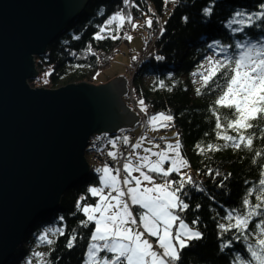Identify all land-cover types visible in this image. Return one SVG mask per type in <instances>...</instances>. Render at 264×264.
Returning <instances> with one entry per match:
<instances>
[{"label": "trees", "instance_id": "16d2710c", "mask_svg": "<svg viewBox=\"0 0 264 264\" xmlns=\"http://www.w3.org/2000/svg\"><path fill=\"white\" fill-rule=\"evenodd\" d=\"M261 3L264 0H129L128 4L124 0H89L78 16L49 44L46 52L35 59L39 74L51 69L48 81L42 87L54 89L70 83L92 82L95 74L112 62L116 50L127 40L125 34L133 31V27L126 23L120 39L96 40L94 37L100 26L120 10L130 13L135 22L146 21L149 16L153 18L151 28L145 24L144 49L141 57L133 63L131 92L126 97L130 103L132 97L138 109L141 108L139 101L144 100L148 109L147 113L143 111L146 118L159 112L174 116L172 128L179 134L182 155L190 165L188 175L197 182L184 189L181 198L189 208L180 215L190 225L193 220H198L194 227L203 233V239L193 241L183 249L178 264H231L237 253L250 259L246 246L254 237L236 239L239 234L234 229L221 236L222 230L218 225L229 223L226 216L230 210H242L248 189L257 185L261 178L264 155L256 157L255 152L264 150V123L253 130L256 138L252 150L223 146L226 142L217 137L215 118L209 111L218 90L215 85H210L197 95L196 90L201 88L202 82L195 83L193 77L206 57L216 54V50L209 47L214 42L231 46L229 54H232L238 51L235 48L238 41L256 42L264 37V22L246 27L241 33H234L227 27L235 11L253 13L259 11ZM209 5H213L210 17L202 11ZM157 56L164 59L158 60ZM161 80L164 87L158 83ZM219 82L223 83L222 80ZM29 83L37 87L38 77ZM221 114L230 117L227 109H222ZM229 134L234 135L231 130ZM209 144L222 147L219 151L204 153L196 147L201 145L207 149ZM96 169L93 165L84 179L63 193L58 208L33 225L7 264H21L30 257V249L35 244L43 245L44 259L49 264L84 263L95 225L82 226L81 221L86 217L77 210L76 204L81 196L88 197L87 204H94L98 199L87 193L89 186L100 181V173ZM208 169L213 170L212 175L208 174ZM217 171L219 176L215 175ZM169 179L178 180L179 174L173 173ZM221 181L223 186H220ZM201 188L203 191L199 190ZM251 199L256 202L255 195ZM60 217L64 218L63 221ZM260 219L253 218L249 225L250 233L255 231ZM58 227L64 228V235L53 236L50 232L53 244L48 245L38 239L45 229ZM73 234L77 239L74 246L68 248L67 243ZM229 239L233 241L232 247L220 251L221 244Z\"/></svg>", "mask_w": 264, "mask_h": 264}, {"label": "snow or ice", "instance_id": "6c2138e0", "mask_svg": "<svg viewBox=\"0 0 264 264\" xmlns=\"http://www.w3.org/2000/svg\"><path fill=\"white\" fill-rule=\"evenodd\" d=\"M124 3L128 4L129 0H124ZM258 8L259 11L253 13L235 11L227 27L234 33H241L246 27L264 22V3L259 4ZM202 11L210 17L213 14V5L204 7ZM184 19L187 21V17ZM126 23L133 28L143 26L135 22L130 13L120 10L100 26L94 38L120 39L118 33ZM146 25L152 27V17H147ZM233 25L237 27L233 28ZM125 37L132 39L131 35L125 34ZM209 47L216 50V55L220 58L206 57L207 67L201 65L203 71L199 75L202 83L201 88L196 90L197 95L201 94L202 88L215 85L218 95L209 111L215 118L217 137L226 142L223 146L252 150L256 138L253 130L264 123V37L256 42L238 41L235 44L238 51L232 54H229L231 46L222 45L219 41ZM156 59L163 60L164 57L157 56ZM221 80L223 83L219 82ZM158 83L160 87L165 86L162 80ZM139 104L142 111L147 113L144 100L141 99ZM222 109L229 110L230 117H224L221 114ZM173 121L174 116L170 113L159 112L148 116L146 123L156 131L173 126ZM229 130L234 135L229 134ZM176 135L175 142H167L165 148L142 136L132 144V151L127 154L122 164L119 163L117 151H109L108 155L116 161V166L105 164L95 170L100 173V184L89 186L87 193L98 197L97 202L94 205L87 204L88 197L81 196L76 204L77 210L86 217L81 221L82 226L88 227L91 223L95 225L89 238L84 264H178L182 250L191 242L203 239V233L193 227L198 220H193V226H190L180 215L189 208V204L181 198L184 189L188 185H196L197 182L183 171L190 165L181 153L179 134ZM160 139L166 140L164 137ZM146 140L152 147H144L143 142ZM110 143L115 149L116 140H111ZM123 143L127 145L130 141L124 137ZM196 147L204 153L219 151L222 146L209 144L207 149L201 145ZM141 148L143 155L136 152ZM153 148L158 150L153 151ZM262 155L264 150L255 152L256 157ZM253 162H256L255 159ZM165 164L169 166L165 167ZM173 173L179 174L178 180L169 179ZM208 174L212 175L213 170L208 169ZM215 175L219 176L220 173L217 171ZM220 186H223V181ZM199 190L203 191L202 188ZM253 195L255 203L251 199ZM242 206V210L233 209L227 213L226 219L229 223L218 225L222 230L220 235L234 229L239 234L236 239L249 240V236L254 237L246 246L250 259L237 253L231 264H264V165L258 184L248 189ZM134 208L139 211H134ZM254 217L261 219L255 225V231L250 233L249 225ZM59 219L63 221L64 218ZM50 232L53 236L64 235V228H47L38 239L42 243L53 244L54 240L49 238ZM76 239L73 234L67 247L72 248ZM232 244L231 239L222 243L220 251L230 249ZM33 255L39 258L37 264H49L44 259L45 253L35 252ZM28 264H31V260Z\"/></svg>", "mask_w": 264, "mask_h": 264}, {"label": "water", "instance_id": "95a60500", "mask_svg": "<svg viewBox=\"0 0 264 264\" xmlns=\"http://www.w3.org/2000/svg\"><path fill=\"white\" fill-rule=\"evenodd\" d=\"M88 1L0 0V264L88 175L90 137L116 136L140 119L125 101L123 74L103 85L29 83L39 75L36 56Z\"/></svg>", "mask_w": 264, "mask_h": 264}, {"label": "rangeland", "instance_id": "374dc122", "mask_svg": "<svg viewBox=\"0 0 264 264\" xmlns=\"http://www.w3.org/2000/svg\"><path fill=\"white\" fill-rule=\"evenodd\" d=\"M137 23H139L140 25H143V26L133 28V31L129 34L132 36V39L131 40L127 39L126 41H124L119 46V48L116 50V53L113 57L112 62L106 68L99 70L95 74L92 82H89V83L94 84V85H103L105 83L112 81L117 76L123 74V77H125L129 81V89H130V86H131L130 84H131V80H132L131 79V76H132L131 75V69H132L134 61L138 60L142 55V52L144 49V36L147 35V30L145 27L146 21H138ZM118 34L121 35V31ZM209 56H216V58H220L219 56H217L214 53L209 54L208 57ZM201 65H204L205 67H207L206 59L202 62ZM50 71H51V69H45L42 72H40V74L38 76L39 85L37 87L45 86V84L48 81ZM202 71H203V69L201 68L198 72L195 73V75L193 77L194 82L197 84L202 82L201 77L199 75V73ZM125 101H127L126 103L128 104V106L131 109L135 110L138 113V108L136 106H134L133 104H131L130 102H128V98L126 96H125ZM145 118H146V116H145ZM147 119H148V117L146 118V120ZM146 122L147 121H145V123L141 124L138 128L135 129L134 132L136 133V135H140V137L146 136L147 139L151 140L152 143H154V144H157L156 141L154 140V138L157 135L166 138V142L174 143L175 140L177 139V135H176L177 131L175 129H173L172 126L169 128H160L159 130L153 131L149 126H147ZM143 143H144V147H152V144H149L147 142V140L144 141ZM156 150L157 149L153 148V151H156ZM141 154H144L143 150L141 151ZM86 157H87L89 163L92 164V162H91L92 160L89 157L88 152L86 153ZM153 158H155V157H153ZM189 171H190V167L187 168V170L185 172H187V174H189ZM91 186H95V184H93ZM97 200H96V202H97ZM134 211H139V209L134 208ZM190 226H192V225H190ZM44 250L45 249L43 248V245H40V246L38 244L33 245V247L30 249V252H31L30 257L25 259L21 264H28L29 260H31V264H37L39 258L35 257L33 254L35 252H43L44 253ZM102 255H104V254H102Z\"/></svg>", "mask_w": 264, "mask_h": 264}, {"label": "built area", "instance_id": "2783aa9c", "mask_svg": "<svg viewBox=\"0 0 264 264\" xmlns=\"http://www.w3.org/2000/svg\"><path fill=\"white\" fill-rule=\"evenodd\" d=\"M129 92H131V90L129 89ZM131 103L133 105L134 102L132 100L131 97ZM138 113L140 115V120L141 123H145L146 118H145V114L143 111H141L140 109H138ZM103 135H94L91 136L89 139V146H88V155L91 158V162H92V166L94 165L96 168H100L102 166H104L105 164H108L110 166H116V161H113L112 158L108 155L109 151H117L118 153V160L119 163L122 164L124 162L125 157L127 156V154L130 151V147L126 146L123 143V132H119L116 136H115V140H116V148L114 149L112 144L110 143V141ZM161 144V148H165L166 144L163 141H159ZM120 153H123L124 155L121 156L119 155Z\"/></svg>", "mask_w": 264, "mask_h": 264}, {"label": "crops", "instance_id": "0c3cea01", "mask_svg": "<svg viewBox=\"0 0 264 264\" xmlns=\"http://www.w3.org/2000/svg\"><path fill=\"white\" fill-rule=\"evenodd\" d=\"M133 110V109H132ZM135 113H137L135 110H133ZM138 114V113H137ZM140 116V115H139ZM147 121V120H146ZM141 124H143V123H141V120L139 119V121H138V123L135 125V126H133V127H131V128H125V129H122V131L121 132H123L124 133V135H123V138L124 137H127L128 139H129V141H130V143L129 144H127L126 146H129L130 147V151H132V144H134V143H136L139 139H140V135H136V133L134 132L135 131V129L136 128H138ZM161 138V136H159V135H157L155 138H154V140L156 141V143L157 144H159L160 145V147H161V144H160V142L159 141H163L165 144L167 143L166 142V140H161L160 139ZM154 144V143H153ZM143 149L141 148V149H137L136 150V152H138L139 154H141V151H142ZM158 150V149H157ZM156 150V151H157ZM129 151V152H130ZM141 155H143V154H141ZM153 159H155V158H153ZM169 165L168 164H165V167H168ZM186 171L187 169H183V171ZM157 182H159V181H157ZM99 184H100V181L97 183V184H95V186H99ZM98 198V197H97Z\"/></svg>", "mask_w": 264, "mask_h": 264}, {"label": "bare ground", "instance_id": "6f19581e", "mask_svg": "<svg viewBox=\"0 0 264 264\" xmlns=\"http://www.w3.org/2000/svg\"><path fill=\"white\" fill-rule=\"evenodd\" d=\"M127 102V101H126ZM99 135H103V134H99ZM109 141H111V139L112 140H115V136H110V135H108V134H105L104 135Z\"/></svg>", "mask_w": 264, "mask_h": 264}]
</instances>
